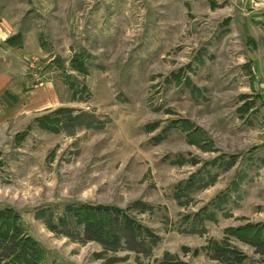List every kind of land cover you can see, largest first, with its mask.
Returning a JSON list of instances; mask_svg holds the SVG:
<instances>
[{"label":"rangeland","instance_id":"1","mask_svg":"<svg viewBox=\"0 0 264 264\" xmlns=\"http://www.w3.org/2000/svg\"><path fill=\"white\" fill-rule=\"evenodd\" d=\"M48 259L264 264V0H0V264Z\"/></svg>","mask_w":264,"mask_h":264},{"label":"trees","instance_id":"2","mask_svg":"<svg viewBox=\"0 0 264 264\" xmlns=\"http://www.w3.org/2000/svg\"><path fill=\"white\" fill-rule=\"evenodd\" d=\"M13 229V231H12V233L10 234L11 236H10V239H14V238H16V236H17V230L15 229V227L13 226V225H11L9 228H7L6 230H9L10 231V229ZM7 233V232H6Z\"/></svg>","mask_w":264,"mask_h":264},{"label":"crops","instance_id":"3","mask_svg":"<svg viewBox=\"0 0 264 264\" xmlns=\"http://www.w3.org/2000/svg\"><path fill=\"white\" fill-rule=\"evenodd\" d=\"M52 263H54L53 260H49V259L46 262V264H52Z\"/></svg>","mask_w":264,"mask_h":264}]
</instances>
